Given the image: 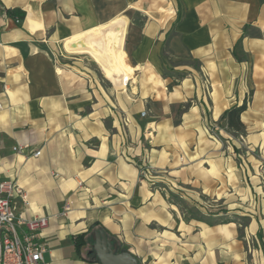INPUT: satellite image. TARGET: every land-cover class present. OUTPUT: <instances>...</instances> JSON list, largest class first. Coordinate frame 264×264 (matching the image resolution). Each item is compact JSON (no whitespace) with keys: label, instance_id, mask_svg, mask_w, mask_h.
Instances as JSON below:
<instances>
[{"label":"crops","instance_id":"crops-1","mask_svg":"<svg viewBox=\"0 0 264 264\" xmlns=\"http://www.w3.org/2000/svg\"><path fill=\"white\" fill-rule=\"evenodd\" d=\"M12 9L25 12L21 23ZM60 43L126 92L62 68ZM177 71L184 78L174 86ZM245 100L246 145L264 155V0H0V182L23 189L18 214L49 218L47 264H99L71 239L88 233L94 244L100 229L140 264H176L162 248L183 233L177 209L157 207L137 163L177 176L194 168L195 156L183 170L176 164L187 154L179 137L204 134ZM155 103L162 112L148 120L142 113Z\"/></svg>","mask_w":264,"mask_h":264},{"label":"rangeland","instance_id":"rangeland-1","mask_svg":"<svg viewBox=\"0 0 264 264\" xmlns=\"http://www.w3.org/2000/svg\"><path fill=\"white\" fill-rule=\"evenodd\" d=\"M139 18L140 15H135V20ZM57 48V59L65 70L78 75L83 72L106 90L126 92L128 84L122 88L114 86L88 55H70L63 43ZM126 48L125 36L123 49L130 65ZM192 63L172 59L174 66ZM177 72L173 75L175 79L182 74ZM184 105L187 103L180 106L179 112ZM161 112L160 104L155 103L147 108L146 119ZM215 125L202 135L179 137L187 149V154L181 155L185 160L177 154L179 169L183 170L192 156L198 161L194 168L184 169L178 176L176 172L157 170L145 159L137 163L139 182L160 195L156 201L158 208L177 209L174 216L183 230L179 239L174 237L176 243L165 241L162 254L176 255V264H264V155L258 148L249 150L246 137ZM195 215L206 221L193 220ZM150 227L161 229L154 224ZM182 257L191 259L184 263Z\"/></svg>","mask_w":264,"mask_h":264},{"label":"built area","instance_id":"built-area-1","mask_svg":"<svg viewBox=\"0 0 264 264\" xmlns=\"http://www.w3.org/2000/svg\"><path fill=\"white\" fill-rule=\"evenodd\" d=\"M16 23L20 21L16 19ZM145 115L143 112L142 116ZM15 150L25 154L28 146H18ZM40 155L41 151L33 154L34 157ZM18 198L25 200L26 195L15 181L0 182V264H47L45 254L48 247L41 241V236L49 226V218L18 214ZM70 211L71 205L67 203L62 216H67Z\"/></svg>","mask_w":264,"mask_h":264},{"label":"trees","instance_id":"trees-1","mask_svg":"<svg viewBox=\"0 0 264 264\" xmlns=\"http://www.w3.org/2000/svg\"><path fill=\"white\" fill-rule=\"evenodd\" d=\"M6 14L13 18V19H18L20 23L25 19L26 14L25 12L19 10V9H12V10H5ZM197 70H200V62L194 60V62L191 65ZM184 78V75H179L178 78L174 80V86L178 84V80ZM191 102H188L187 105L182 106L180 112L185 111L186 109L190 108ZM248 109V102L245 100L241 106H233L230 109H228L223 116L220 118V120L216 123L217 126L220 128L225 129L229 133H233L236 135H240L242 137H246L247 135V129L245 125L243 124L241 117L242 114L247 111ZM180 202H182L180 200ZM193 220L197 221H206L204 218L201 216L195 215ZM208 221V220H207ZM211 221V220H210ZM209 223V222H208ZM88 233H83L78 236L73 237L71 240L76 248V251L79 255H82L84 251H86V255H88L91 259L93 258L94 261L99 263L95 253L93 252V246L91 248V243L86 239ZM107 235V233H106ZM118 252H123V251H128V247H119L117 248Z\"/></svg>","mask_w":264,"mask_h":264},{"label":"water","instance_id":"water-1","mask_svg":"<svg viewBox=\"0 0 264 264\" xmlns=\"http://www.w3.org/2000/svg\"><path fill=\"white\" fill-rule=\"evenodd\" d=\"M94 237L93 252L99 264H140L139 259L131 252H118L104 230L95 231Z\"/></svg>","mask_w":264,"mask_h":264},{"label":"flooded vegetation","instance_id":"flooded-vegetation-1","mask_svg":"<svg viewBox=\"0 0 264 264\" xmlns=\"http://www.w3.org/2000/svg\"><path fill=\"white\" fill-rule=\"evenodd\" d=\"M111 240V239H110ZM112 241V240H111Z\"/></svg>","mask_w":264,"mask_h":264}]
</instances>
